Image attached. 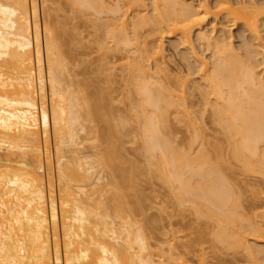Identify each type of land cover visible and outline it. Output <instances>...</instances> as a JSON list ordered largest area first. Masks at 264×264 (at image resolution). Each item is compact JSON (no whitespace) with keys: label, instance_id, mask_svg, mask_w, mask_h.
I'll list each match as a JSON object with an SVG mask.
<instances>
[{"label":"bare ground","instance_id":"1","mask_svg":"<svg viewBox=\"0 0 264 264\" xmlns=\"http://www.w3.org/2000/svg\"><path fill=\"white\" fill-rule=\"evenodd\" d=\"M38 4L0 0V264H264V0ZM139 167L167 189L156 252Z\"/></svg>","mask_w":264,"mask_h":264},{"label":"rangeland","instance_id":"2","mask_svg":"<svg viewBox=\"0 0 264 264\" xmlns=\"http://www.w3.org/2000/svg\"><path fill=\"white\" fill-rule=\"evenodd\" d=\"M38 1L40 2V0H37V4H38ZM39 5V4H38ZM41 11V10H40ZM63 12H61V14H62ZM41 14V13H40ZM66 21V20H65ZM68 22H70L71 21V19H68L67 20ZM66 21V22H67ZM77 21H79V20H77ZM83 21V20H82ZM82 21H81V19H80V22L78 23V24H80V23H82ZM67 22V26H71V24L70 23H68ZM71 23H73V20H72V22ZM70 24V25H69ZM229 24V25H228ZM228 25V26H227ZM86 27H83V24H82V27L81 28H83V29H76V31L74 30V29H72V28H74L73 26H72V30H73V32L75 31L77 34H78V31L79 32H81L82 31V35L85 37V38H83L82 40H86V42H88V40L87 39H89L90 38V35L89 34H87V33H91V36L92 35H94L95 34V31H93L92 29L93 28H91V27H89V26H87V25H85ZM227 26V27H226ZM238 26V25H237ZM235 26V27H233L232 25H231V23H229V22H227V24H226V22H224V25L223 26H221L222 28L223 27H225L224 29L225 30H228V31H226L227 33H226V36H231V38H232V40H231V42H232V44L234 45V48H236L237 49V51H239L240 52V49L242 50V47L244 46L243 45V42H245V41H247L248 43L250 42L249 41V36H248V31H244L242 34H241V36L240 35H237V33L238 34H240V30H241V28H240V26ZM79 27V26H78ZM89 27V28H88ZM229 27V28H228ZM67 28V27H66ZM91 28V29H90ZM218 28H220V25H219V23H218V26L216 25V30H218ZM240 28V29H239ZM231 29V30H230ZM67 30L68 31H72V30H70V28L68 27L67 28ZM84 30H85V32H84ZM88 30V31H87ZM230 30V31H229ZM56 31V30H55ZM90 31V32H89ZM93 31V32H92ZM74 32V33H75ZM84 32V33H83ZM229 32V33H228ZM71 33V32H70ZM73 33V34H74ZM86 33V34H85ZM86 35H89V37L88 38H86ZM217 35H219V33L217 34ZM243 35V36H242ZM245 35V36H244ZM229 36V37H230ZM229 37H228V42H229ZM249 37V38H248ZM240 38H241V40H240ZM245 38V39H244ZM246 38H248V40H246ZM166 41H164V46H165V48H166V53H167V55H169L168 56V58L170 57V59H168V60H170L171 62V64L173 65V66H171L170 68H174V69H172V71L174 70H176V65H178V63L179 62H177V60L179 59V57H178V55H177V53L175 52V50H173L172 48H171V43H172V41H174L173 39H168V38H166L165 39ZM243 41V42H242ZM84 42V41H83ZM170 42V43H169ZM247 42H245L246 44H247ZM240 43V44H239ZM243 45V46H242ZM248 45V44H247ZM246 45V47H250V45L249 46H247ZM168 47H169V50H167L168 49ZM245 47V46H244ZM254 47L255 46H251V49L253 50L254 49ZM171 49V50H170ZM206 51V53H204L205 54V56L206 55H208V58L211 56V51H209V50H205ZM243 51V50H242ZM210 52V53H209ZM170 53H172V54H170ZM209 53V54H208ZM240 53H242L243 54V52H240ZM245 53V52H244ZM210 55V56H209ZM207 57V56H206ZM175 58V59H174ZM207 58V59H208ZM259 58V57H258ZM171 59H173L174 60V62L171 60ZM209 60H210V58H209ZM179 61V60H178ZM170 64V65H171ZM70 66V65H69ZM72 66V65H71ZM176 67V68H175ZM73 68V67H72ZM178 69V68H177ZM260 73H261V75L262 76H264V70L262 69V68H260ZM263 71V72H262ZM118 105V107H121L122 108V106H120V104H117ZM112 122V121H111ZM110 122V123H111ZM88 123V122H87ZM112 123H114V125H115V122H112ZM110 124V125H113V124ZM90 123H88V125H89ZM87 125V126H88ZM132 126L133 125H126V131L128 130V132L127 133H129L130 132V129H131V132H132ZM180 127V128H179ZM175 136H173V137H176V144L178 145H180L182 142H183V140H184V136H183V128H181V126H178V128L177 127H175ZM179 131V132H178ZM124 132V131H123ZM178 133H180V134H178ZM124 134H126V132L124 133ZM81 135H84V134H81ZM126 137V136H125ZM125 137L123 138V140H122V142L123 141H125L124 139H125ZM131 140L132 141V136L131 135H129V136H127V139H126V141H128V140ZM125 141V143L126 144H123L124 145V148H125V150H127L128 151V153H126L127 151H125V150H123V152H125V153H122V156L124 155V157H125V159H127L128 158V163H129V160H137L136 161V163L138 162V164L139 165H142L143 163H142V160H141V158L142 157H140V155H138L136 152H135V149L137 148V144H138V142H137V144H136V142H135V144H134V140H133V144L131 143V142H129V143H127ZM136 141V140H135ZM83 142V141H82ZM85 142V143H84ZM83 143L85 144H82V145H84V148L82 147L80 150L82 151V153L83 154H86L87 155V153H89L88 151H91V150H89L88 149V147H89V144H87L88 142H86V141H84ZM121 142V143H122ZM185 142V141H184ZM183 142V143H184ZM53 143V141H52V138H50V145ZM120 143V145H122ZM124 143V142H123ZM81 145V146H82ZM80 146V147H81ZM88 146V147H87ZM91 146V145H90ZM79 147V148H80ZM123 147V146H122ZM90 149H91V147H89ZM94 151V150H93ZM92 151V152H93ZM122 152V151H121ZM132 153V154H131ZM90 155H91V152L89 153ZM128 154V155H127ZM136 154V155H135ZM127 157V158H126ZM135 157V158H134ZM139 157V158H138ZM132 158V159H131ZM91 160V162L93 161V159H89V161ZM96 160V159H95ZM142 163V164H140V162ZM94 162V161H93ZM126 163V162H125ZM94 164V166H95V163H93ZM123 166V165H122ZM128 165H126V167H127ZM143 166H144V164H143ZM129 167V166H128ZM128 167H127V169H128ZM124 168H125V165H124ZM142 168V167H141ZM100 168H98V170H99ZM105 169V168H104ZM139 170H140V167H139ZM142 170H143V168H142ZM142 170H140V172H138V174L139 173H141V171ZM97 171V170H96ZM101 172L103 171L102 169L100 170ZM99 171V172H100ZM106 171V170H105ZM127 170H126V168H125V172H126ZM104 172V171H103ZM102 172V176H104V178L105 179H103V181H101L100 182V184L98 185V186H100L101 187V185H104L105 184V182L107 183V181H108V179H107V175H109L107 172V175H106V173L104 172L103 173ZM129 172V171H128ZM95 173H98V171L97 172H95ZM143 173V172H142ZM140 174V176L137 174L136 176H134V178H135V181H137V188H138V192H140V194H142L141 196H139V198H138V195H139V193L137 192V194H136V197H137V200L139 201V199H140V201H139V204H141L142 206H141V208L139 209L140 211H136V213H135V215H133L132 216V219H131V222L132 223H134V225H135V227L136 228H138V229H140V231L141 232H143V234L145 233V235H147V236H145L147 239H148V241L147 242H151L150 243V245H151V249L150 250H153L152 252H156L157 251V249H156V246L158 245V247H163V246H165L166 247V245H164V241H166V239H165V235H164V229L165 230H167L165 227L167 226V224H168V221L166 220V219H164V216L165 215H163L162 213H164L163 211H160L159 210V208H161V207H163L162 205H164V202H165V204H166V201H167V197H166V195H167V189L165 188V185H161V182H159V181H157V180H155L154 178H152V176H150V178L148 177V176H144V174ZM97 174H95V176H96ZM101 175V174H100ZM123 175H126V174H123ZM135 175V174H134ZM107 176V177H106ZM108 178H110V177H108ZM136 178H137V180H136ZM132 181H134V180H132ZM131 181V182H132ZM134 184V183H133ZM136 185V184H135ZM108 187V186H107ZM135 188V187H134ZM107 190H108V188H107ZM140 190V191H139ZM142 191V192H141ZM128 192H129V190H128ZM132 192V191H131ZM136 192H133L132 194L134 195V193H136ZM104 195H103V197L102 198H104L105 200H107V197H108V195L110 196V194L107 192V194L104 192L103 193ZM106 195V196H105ZM106 198H105V197ZM135 196V195H134ZM143 196V197H142ZM130 198H131V196H130ZM132 198H133V196H132ZM142 198V199H141ZM165 198V199H164ZM109 199V198H108ZM132 201H133V199H132ZM135 201H136V199H135ZM107 202V201H106ZM144 208H145V210H144ZM142 210V211H141ZM169 210L170 209H168V212H169ZM167 211V210H166ZM140 212H142L141 214H139ZM119 223L121 224V222L119 221ZM117 226H118V224H117ZM165 226V227H164ZM141 227V228H140ZM142 229V230H141ZM60 229H59V226H58V234H60V236H61V231H59ZM163 235H162V234ZM165 236V237H164ZM165 239H163V238ZM163 240V241H162ZM163 243V244H162ZM163 245V246H162Z\"/></svg>","mask_w":264,"mask_h":264}]
</instances>
